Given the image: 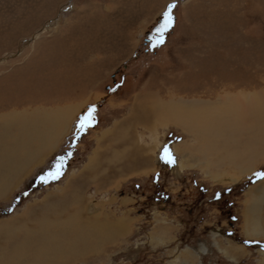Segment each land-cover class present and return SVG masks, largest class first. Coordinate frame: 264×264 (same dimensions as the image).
I'll return each mask as SVG.
<instances>
[{
	"label": "rangeland",
	"instance_id": "rangeland-1",
	"mask_svg": "<svg viewBox=\"0 0 264 264\" xmlns=\"http://www.w3.org/2000/svg\"><path fill=\"white\" fill-rule=\"evenodd\" d=\"M172 4L173 25L153 46ZM263 89L264 0H0V127L10 115L17 121L57 106L73 117L42 159L16 177L0 172V226L65 221L79 193V221L98 218L114 231L66 264H264V236L244 231L253 193L264 194L256 175L264 172V139L253 156L219 140L196 159L192 149H174L194 143L191 134L130 125L151 165L112 176L116 142L107 136L144 92L162 103L214 102L225 92ZM91 107L94 121L81 130ZM165 147L173 163L162 158ZM95 150L98 174L88 165ZM61 157L62 175L42 182ZM2 229L0 249L10 230Z\"/></svg>",
	"mask_w": 264,
	"mask_h": 264
},
{
	"label": "bare ground",
	"instance_id": "bare-ground-1",
	"mask_svg": "<svg viewBox=\"0 0 264 264\" xmlns=\"http://www.w3.org/2000/svg\"><path fill=\"white\" fill-rule=\"evenodd\" d=\"M142 94L136 98L125 122L122 125H115L113 132L109 131L107 134V136H111L110 138H114L117 145H114L113 154V158H116L115 165L111 164L108 167L109 174L112 176L137 171L151 165L147 151L149 149L145 148V145H140L138 140L135 143L134 129L129 131L130 125L141 124L147 128L150 124L160 125L164 128L172 126V128L175 127L184 133L191 134L194 143L187 144L182 141V144L175 145L174 148L175 151L192 149L191 156L211 155L209 154L210 150L217 146L216 142L219 140L225 142L226 145L227 142H231L233 146L235 144V147L239 145L238 152L236 148H232L235 150L232 152L237 153V156L245 154L253 156L256 148L255 143L264 139V89L263 91L236 94L225 92L222 96H218L214 102L179 98L169 103H162L157 94L149 92ZM71 114L70 110L52 112L43 109L40 110V113L33 114V117L17 121L13 115H10L13 122L9 119L0 127V167H2L0 172L16 177L25 170L27 162L32 159H42L54 148L55 137L63 135L65 125L71 122ZM151 133L155 134V132ZM105 140L110 139L106 138ZM97 154L98 151L95 150L88 165L93 171L96 169L98 174ZM198 157L196 156V159ZM220 159H217L216 162L223 163L224 161L221 162L222 159ZM227 159L233 161L231 157ZM106 170L108 171V169ZM105 181L103 179L102 183ZM253 192L255 191L253 190ZM81 195L75 193L71 201L72 208L64 213L65 221H52L43 217L32 226H17L16 223V227L13 228L12 224H2L5 225L0 226V230L3 228L2 235L8 229L10 230L2 236L5 237V246L0 249V264H66L68 263L67 258L71 260L76 253L82 252L80 254L83 256L86 252L98 247L101 240L104 241L108 238L105 237V231L109 233L114 230L104 222L103 224L98 218L84 221V224L83 220L79 221L82 209ZM263 202V193H253L251 201L247 205L248 214L244 221V231L247 235L264 236ZM86 204L83 206L85 210H87L89 202ZM121 228L122 226H119L118 229ZM11 230L18 231L13 236L8 234Z\"/></svg>",
	"mask_w": 264,
	"mask_h": 264
},
{
	"label": "snow or ice",
	"instance_id": "snow-or-ice-1",
	"mask_svg": "<svg viewBox=\"0 0 264 264\" xmlns=\"http://www.w3.org/2000/svg\"><path fill=\"white\" fill-rule=\"evenodd\" d=\"M175 7L174 4L169 5L167 11L163 13V23L156 29L157 33L159 34V39H157L153 46L159 43H163L164 33L173 25L174 18L172 16V8ZM94 112L95 108L91 107L87 110V112L82 115L79 119V128L84 130L90 127L94 121ZM162 158L167 163H173V157L168 150L167 147L163 150ZM64 167V158L61 157L57 160L56 164L54 165L53 169L49 170V172L45 176H41L40 179L42 182L47 183L49 179H58L62 175V169ZM258 178H264V172H259L256 174Z\"/></svg>",
	"mask_w": 264,
	"mask_h": 264
},
{
	"label": "crops",
	"instance_id": "crops-1",
	"mask_svg": "<svg viewBox=\"0 0 264 264\" xmlns=\"http://www.w3.org/2000/svg\"><path fill=\"white\" fill-rule=\"evenodd\" d=\"M55 110H60V111H63V112H64V111H67L66 108L61 107V106H60V107L57 106V107H55V108H52L51 111L53 112V111H55ZM70 111H72V110H70ZM37 113H40V112H39L38 110H36V111H35V110L32 111V115H30V117H33V114H37ZM72 119H73V117L71 118V121H72ZM70 124H71V122H70ZM70 124L65 125V127H64V129H63V132H66V131H67V129H68V127H69ZM55 143H56V142H55ZM32 160H34V159H32ZM27 163H28V162H27Z\"/></svg>",
	"mask_w": 264,
	"mask_h": 264
}]
</instances>
